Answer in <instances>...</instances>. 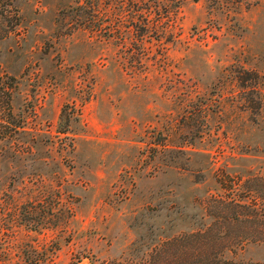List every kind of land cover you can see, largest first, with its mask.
I'll use <instances>...</instances> for the list:
<instances>
[{"label": "rangeland", "instance_id": "1", "mask_svg": "<svg viewBox=\"0 0 264 264\" xmlns=\"http://www.w3.org/2000/svg\"><path fill=\"white\" fill-rule=\"evenodd\" d=\"M132 1L0 0V264L146 259L264 198V0Z\"/></svg>", "mask_w": 264, "mask_h": 264}, {"label": "trees", "instance_id": "2", "mask_svg": "<svg viewBox=\"0 0 264 264\" xmlns=\"http://www.w3.org/2000/svg\"><path fill=\"white\" fill-rule=\"evenodd\" d=\"M129 1L131 6L137 4L132 0ZM139 9L146 11L140 15L143 17L141 32L142 30L144 31L143 34L150 32L149 35L152 36L153 31L147 28L150 22L147 13L153 8L152 6H142L141 8L139 6L137 10L140 11ZM93 10L99 11V6L96 5ZM174 11L176 8L175 10H167L164 17L157 11L159 20L153 23L151 27L160 28L162 22L159 21L165 17L168 20L175 13ZM160 32L165 34L166 28H162ZM161 34L160 36H162ZM11 89V83L9 85L6 82L0 84V141L11 139L23 127L19 122H15L16 118H14L11 103ZM221 204L223 207L221 208V215L215 218L209 226L190 232H182L162 241L148 252L146 259L137 260L126 257L94 264H264V262L243 263L235 258L238 250H243L247 244L264 242V198L262 200L255 198L252 201L224 199L221 200ZM230 206L238 208L233 215L227 214Z\"/></svg>", "mask_w": 264, "mask_h": 264}]
</instances>
